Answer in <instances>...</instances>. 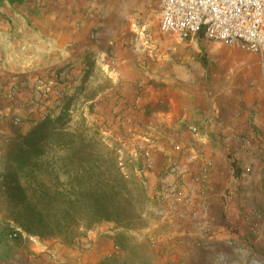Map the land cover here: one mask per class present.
I'll list each match as a JSON object with an SVG mask.
<instances>
[{
	"label": "crops",
	"instance_id": "1",
	"mask_svg": "<svg viewBox=\"0 0 264 264\" xmlns=\"http://www.w3.org/2000/svg\"><path fill=\"white\" fill-rule=\"evenodd\" d=\"M112 12L111 0H0V171L17 130L29 131L99 70L123 75L132 67L136 53L112 36ZM248 57L241 90H210L205 105L155 89L124 119L151 141L153 176L172 169L166 185L151 186L164 199L162 234L181 237L187 250L208 240L217 264H264V53ZM26 253L0 264H29ZM91 254L84 256L96 262Z\"/></svg>",
	"mask_w": 264,
	"mask_h": 264
},
{
	"label": "rangeland",
	"instance_id": "2",
	"mask_svg": "<svg viewBox=\"0 0 264 264\" xmlns=\"http://www.w3.org/2000/svg\"><path fill=\"white\" fill-rule=\"evenodd\" d=\"M111 10L109 20L117 21L113 27L110 24L112 36L128 41L126 44L136 53L132 67L123 75L112 74L105 68L99 70L83 90L78 89L66 101L74 109L71 127H77L78 122L84 120L88 135H103L108 143L118 140L123 145L116 152L119 165L124 171L133 169L137 178L129 182L131 192L124 196L130 204L118 230L114 224L103 223L89 230L81 228L77 236L67 240L60 235L41 238L47 243L64 245L70 251L92 253L98 264H217L208 240L198 238L196 245L187 250L181 237L167 240L162 234L166 230L164 199L162 195L155 197L151 186L153 179L166 185L167 178L163 175L172 169L156 171L159 177L156 178L150 172L155 170L154 163L151 169L143 172L142 153L150 148L154 159V147L151 141L138 136L134 125L126 126L124 119L131 111L138 109L140 112L145 97L155 89L167 91L171 96L178 92L180 101L198 100L205 105L213 101L207 98L210 90L216 93L223 88L231 92L241 90L245 83L241 62L255 52L208 40L203 34L195 39V45L191 39L178 41L159 27V0H123V5L111 0ZM103 88L109 91L100 95ZM1 190L0 259L3 262L10 254L34 246L35 242L23 235L17 240L6 237L9 230L22 227L15 220L17 211ZM3 217L10 220H3ZM101 236L106 239L100 240ZM114 245L119 246L118 251Z\"/></svg>",
	"mask_w": 264,
	"mask_h": 264
},
{
	"label": "trees",
	"instance_id": "3",
	"mask_svg": "<svg viewBox=\"0 0 264 264\" xmlns=\"http://www.w3.org/2000/svg\"><path fill=\"white\" fill-rule=\"evenodd\" d=\"M66 99L10 138L0 178L24 230L63 240L103 223L118 230L130 204L124 198L129 182L137 179L133 169L119 165L118 140L88 135L84 120L71 127L74 109Z\"/></svg>",
	"mask_w": 264,
	"mask_h": 264
},
{
	"label": "built area",
	"instance_id": "4",
	"mask_svg": "<svg viewBox=\"0 0 264 264\" xmlns=\"http://www.w3.org/2000/svg\"><path fill=\"white\" fill-rule=\"evenodd\" d=\"M159 27L179 41L203 34L212 40L256 53H264V0H160ZM16 118L15 122L20 123ZM193 133L199 128L190 126ZM176 149L182 146L177 144ZM137 153V151H135ZM142 170L154 164L151 149L143 151ZM32 240L27 248L29 264H98L84 256L87 252L47 243L41 236L22 228L9 230L6 237ZM118 251L119 246H113Z\"/></svg>",
	"mask_w": 264,
	"mask_h": 264
}]
</instances>
